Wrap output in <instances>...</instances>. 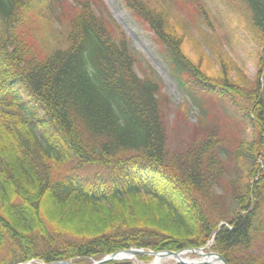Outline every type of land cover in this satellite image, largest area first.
Wrapping results in <instances>:
<instances>
[{
	"label": "trees",
	"instance_id": "trees-1",
	"mask_svg": "<svg viewBox=\"0 0 264 264\" xmlns=\"http://www.w3.org/2000/svg\"><path fill=\"white\" fill-rule=\"evenodd\" d=\"M238 1L263 46L245 85L209 75L163 15L122 0L164 46L181 92L199 106L212 96L251 126L254 137L234 153L244 166L229 202L216 187L220 141L169 157L162 85L138 76L130 41L94 0L80 2L70 45L42 59L26 31L63 0H0V264H90L130 248L177 252L211 241L229 264H264V0Z\"/></svg>",
	"mask_w": 264,
	"mask_h": 264
},
{
	"label": "rangeland",
	"instance_id": "rangeland-1",
	"mask_svg": "<svg viewBox=\"0 0 264 264\" xmlns=\"http://www.w3.org/2000/svg\"><path fill=\"white\" fill-rule=\"evenodd\" d=\"M142 1L147 8L166 18L168 29L182 39L185 55L209 75L215 77L227 74L242 79L244 85L256 80L263 46L250 25L247 7L238 0ZM80 2L83 0H63L62 6L54 9L50 15L35 17L31 21L26 35L36 57L42 59L53 50L70 45L68 37L73 20L81 12ZM94 3L96 11L104 16L111 29L122 31L130 41L138 76L154 78L162 85L160 104L168 136L169 157L180 158L194 151L199 143L209 137L219 140L224 148L222 165L225 173L216 187L218 193L231 202L232 185L237 177L240 178L244 162L243 157L237 159L234 153L241 141L254 137L251 126L246 125L235 113L226 110L212 96H202L203 103L199 106L181 92L169 72L164 46L138 15L125 9L122 0H94ZM145 198L146 194L143 193L126 196L129 201ZM262 215L264 217V210ZM259 236L261 240L258 248L264 250V233ZM212 244L213 241L210 248ZM197 258L196 254L190 253L187 259ZM152 260L144 261L137 256L130 262L149 264ZM34 262L43 263L39 260Z\"/></svg>",
	"mask_w": 264,
	"mask_h": 264
},
{
	"label": "water",
	"instance_id": "water-1",
	"mask_svg": "<svg viewBox=\"0 0 264 264\" xmlns=\"http://www.w3.org/2000/svg\"><path fill=\"white\" fill-rule=\"evenodd\" d=\"M195 253L198 258L197 259H192V260H188L183 258L184 254H188V253ZM129 255L130 257H126L123 260H127V259H133L136 258L137 256H152L153 259L155 258H168L169 256H176L179 258L178 261L174 262V264H211L210 262H208V259L212 258V256H216L220 259V261L223 264H229L224 256H222L220 253L215 252V251H211L209 250L208 245L201 247V248H190V249H182L180 251H158L155 252L153 250L150 249H144V248H130V249H126L124 251H119L116 252L115 254H110V255H106L105 258L101 259V260H97L94 261L93 264H105L107 262L110 261H116L118 260V258L116 257L117 255ZM30 262L26 263L29 264ZM22 264V263H20ZM42 264H77L74 261H67V260H62V261H56V262H52V263H42Z\"/></svg>",
	"mask_w": 264,
	"mask_h": 264
},
{
	"label": "bare ground",
	"instance_id": "bare-ground-1",
	"mask_svg": "<svg viewBox=\"0 0 264 264\" xmlns=\"http://www.w3.org/2000/svg\"><path fill=\"white\" fill-rule=\"evenodd\" d=\"M192 253V252H190ZM190 253L188 254H184L183 255V258L187 259L188 257H190ZM195 254V253H194ZM188 256V257H187ZM118 258V260H123L124 258L126 257H130L129 255H124V254H121V255H117L116 256ZM187 257V258H186ZM179 258L176 257V256H169L168 258H162V257H157L155 259H153L149 264H165V263H169V262H176L178 261ZM208 262H210L211 264H223L220 259L216 256H212V258L208 259ZM22 264H26V263H22ZM29 264H39V263H36V262H30ZM42 264V263H41Z\"/></svg>",
	"mask_w": 264,
	"mask_h": 264
}]
</instances>
